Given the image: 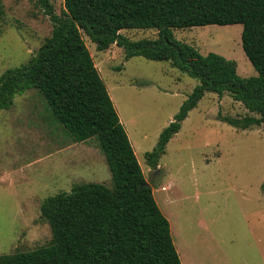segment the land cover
<instances>
[{
  "label": "rangeland",
  "instance_id": "374dc122",
  "mask_svg": "<svg viewBox=\"0 0 264 264\" xmlns=\"http://www.w3.org/2000/svg\"><path fill=\"white\" fill-rule=\"evenodd\" d=\"M50 2L56 15L64 14V0ZM52 31L50 15L38 0H0V76L28 63ZM173 31L202 54L235 60L240 76L258 75L243 49L242 24ZM121 33L132 41L159 36L155 28ZM82 35L170 221L182 264H264V131L262 126L242 129L222 120L259 115L228 93L206 92L158 164L151 166L146 154L200 80L169 61L126 58L117 45L98 50ZM73 142L36 88L16 94L13 106L0 110V254L51 242V226L41 214L48 197L89 182L114 187L98 141L63 149Z\"/></svg>",
  "mask_w": 264,
  "mask_h": 264
},
{
  "label": "trees",
  "instance_id": "16d2710c",
  "mask_svg": "<svg viewBox=\"0 0 264 264\" xmlns=\"http://www.w3.org/2000/svg\"><path fill=\"white\" fill-rule=\"evenodd\" d=\"M58 16L50 0H38L50 15L52 35L28 63L0 76V110L16 94L36 88L75 142L95 138L112 172L114 187L101 183L75 185L41 204L52 229L49 244L30 251L0 254V264H182L169 219L145 178L127 130L83 38L85 32L106 51L125 49L126 58L143 56L169 61L200 80L173 122L163 130L153 151L156 166L171 138L206 92L228 93L259 115L224 116L230 125L264 131V0H64ZM242 24L243 49L258 71L242 77L237 62L220 54H202L178 40L175 29ZM155 28L158 38L132 41L121 31Z\"/></svg>",
  "mask_w": 264,
  "mask_h": 264
},
{
  "label": "crops",
  "instance_id": "0c3cea01",
  "mask_svg": "<svg viewBox=\"0 0 264 264\" xmlns=\"http://www.w3.org/2000/svg\"><path fill=\"white\" fill-rule=\"evenodd\" d=\"M205 96V95H204ZM176 135V134H175ZM78 142H73V144H70L69 146H66L65 148H63V149H69V148H71L72 146H75L76 144H77ZM61 151H63V150H61ZM184 259H185V257H184ZM186 260V259H185Z\"/></svg>",
  "mask_w": 264,
  "mask_h": 264
},
{
  "label": "water",
  "instance_id": "95a60500",
  "mask_svg": "<svg viewBox=\"0 0 264 264\" xmlns=\"http://www.w3.org/2000/svg\"><path fill=\"white\" fill-rule=\"evenodd\" d=\"M149 183H147V185H148Z\"/></svg>",
  "mask_w": 264,
  "mask_h": 264
}]
</instances>
